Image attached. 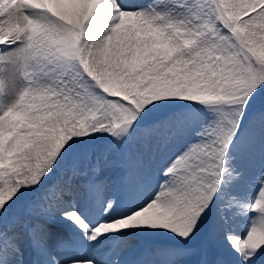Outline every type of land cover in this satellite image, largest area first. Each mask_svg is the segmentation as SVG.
<instances>
[{
  "label": "snow or ice",
  "instance_id": "1",
  "mask_svg": "<svg viewBox=\"0 0 264 264\" xmlns=\"http://www.w3.org/2000/svg\"><path fill=\"white\" fill-rule=\"evenodd\" d=\"M0 264H264V0H0Z\"/></svg>",
  "mask_w": 264,
  "mask_h": 264
}]
</instances>
